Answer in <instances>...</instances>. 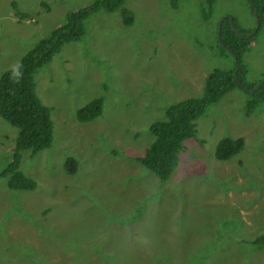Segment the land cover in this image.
<instances>
[{"label": "rangeland", "instance_id": "1", "mask_svg": "<svg viewBox=\"0 0 264 264\" xmlns=\"http://www.w3.org/2000/svg\"><path fill=\"white\" fill-rule=\"evenodd\" d=\"M93 1L0 0V75ZM203 6L124 0L115 11L101 9L85 21L83 38L35 72L53 142L21 152L34 190L10 189L0 175V264H264V245L252 243L264 236V101L251 112L247 105L249 86L264 76V25L242 59L247 87L207 107L172 175L162 180L137 159L154 139L150 123L166 118L169 104L200 96L214 68H238L221 54L217 27L231 16L238 30L253 29L251 4L216 0L208 20ZM98 97L102 115L78 121L76 110ZM17 131L0 117V173ZM225 136L245 144L218 160Z\"/></svg>", "mask_w": 264, "mask_h": 264}, {"label": "trees", "instance_id": "2", "mask_svg": "<svg viewBox=\"0 0 264 264\" xmlns=\"http://www.w3.org/2000/svg\"><path fill=\"white\" fill-rule=\"evenodd\" d=\"M179 1L170 0V4L177 7ZM215 1L202 0L205 4L203 6L204 20L209 19ZM248 1L253 13V6H256V12L261 21L257 32L248 38L240 36L233 29L230 19L225 18L221 27L220 39L217 38L221 54L231 55L235 64L237 59L239 67L228 70L214 68L208 74L200 96L187 97L169 104L165 110L166 118L151 122L149 125L154 139L145 153L137 156V159L162 180H167L174 172L179 163L180 152L185 148V141L191 138L197 139L196 121L204 114L207 107L217 102L230 90L246 86L243 77L248 69L242 59L264 25V0ZM123 3L124 0H95L79 10L71 11L63 23L52 29L47 36L40 38L30 50L23 54L19 62L21 72L19 79L10 78L12 68L1 73L0 117L18 128L12 157L0 173L2 177L7 178L10 189L34 190L37 187V182L26 175L20 167L21 152L31 149L34 155L50 147L53 142L54 124L51 109L41 101L36 93L35 72L51 61L63 45L83 38L85 21L88 17L101 9L115 11ZM122 14L124 23L131 24L132 13L122 7ZM233 21H235L234 18ZM239 30L245 35L252 29L239 28ZM256 85L257 83L249 87L254 88ZM251 95L252 99L247 104L248 112L264 101V83ZM103 106V97L87 102L76 110L77 120L80 122L94 120L102 115ZM244 144L243 137L225 136L216 145L215 157L218 160L230 159L240 152ZM65 165L68 172L76 171L77 162L73 157H68ZM252 243L264 245V236L257 237Z\"/></svg>", "mask_w": 264, "mask_h": 264}, {"label": "water", "instance_id": "3", "mask_svg": "<svg viewBox=\"0 0 264 264\" xmlns=\"http://www.w3.org/2000/svg\"><path fill=\"white\" fill-rule=\"evenodd\" d=\"M254 7V15L256 17V25L255 27L250 31L248 32L247 34L243 35L236 27L234 21H233V18L231 16H224L220 19L219 23H218V27H217V38L220 39V33H221V27H222V23L224 21L225 18H229L230 21H231V24H232V27L233 29L236 31V33L240 36H244L245 38H248L250 36H252L253 34H255L258 30V28L260 27L261 25V21H260V18L256 12V6H253ZM222 45V44H221ZM228 49V48H227ZM236 64H237V67H239V64H238V61L236 59ZM264 83V76L262 77V79L259 81V83L252 89H250V92H253L254 90L258 89L261 87V85ZM243 87H246L243 85Z\"/></svg>", "mask_w": 264, "mask_h": 264}, {"label": "clouds", "instance_id": "4", "mask_svg": "<svg viewBox=\"0 0 264 264\" xmlns=\"http://www.w3.org/2000/svg\"><path fill=\"white\" fill-rule=\"evenodd\" d=\"M20 75V65L17 63L16 65L12 66L10 78L19 79Z\"/></svg>", "mask_w": 264, "mask_h": 264}]
</instances>
